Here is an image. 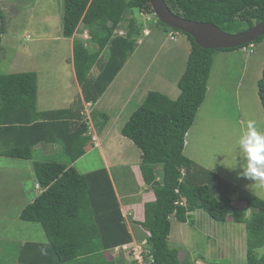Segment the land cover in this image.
<instances>
[{
	"label": "trees",
	"instance_id": "obj_1",
	"mask_svg": "<svg viewBox=\"0 0 264 264\" xmlns=\"http://www.w3.org/2000/svg\"><path fill=\"white\" fill-rule=\"evenodd\" d=\"M165 1L184 18L212 22L231 33L264 21V0ZM63 10V36L72 38L85 26L93 44L91 49L81 38H74L73 63L82 96L70 107L41 110L36 71L0 74V156L32 159L40 143H62L64 155V161L34 162L36 179L44 190L24 207L20 218L40 223L48 240L25 242L18 259L22 264H118L119 257L107 259L106 252L131 244L134 236L110 172L104 165L87 172L74 165L93 142L82 98L96 103L104 95L136 50L140 27L134 12L153 14L155 10L150 0H63ZM127 13L131 16L126 36L118 35L116 31L123 27ZM2 14L0 7V18ZM157 21L174 33L186 35L190 48L178 83L179 96L174 100L161 91H150L121 130L141 150L139 180L151 192L146 198L153 196L143 201L144 216L135 220L147 231L153 255L150 263L194 264L187 257L183 261L180 250L169 243L171 217L186 222L193 217L190 212L204 209L214 220L246 223L250 238L248 264H264V257L258 260L255 254L264 246V198L237 186L232 216L217 195L234 184L184 153L187 133L206 99L214 52L220 49L203 48L191 34ZM4 31L0 25V44ZM263 40L264 35L251 44ZM106 48L108 61L99 73L92 74ZM258 86L264 108V69ZM98 114V110L92 111V119L100 129L108 116L101 113L106 119L100 123ZM241 208L245 213L240 212Z\"/></svg>",
	"mask_w": 264,
	"mask_h": 264
},
{
	"label": "rangeland",
	"instance_id": "obj_2",
	"mask_svg": "<svg viewBox=\"0 0 264 264\" xmlns=\"http://www.w3.org/2000/svg\"><path fill=\"white\" fill-rule=\"evenodd\" d=\"M0 7L3 11L0 25L5 28L0 44V74L36 71L39 78V109L64 108L70 97L75 95L76 99L79 94L76 82L66 69L69 66L66 59L73 57V51L68 47V37L62 35L63 0H0ZM130 16V13L126 14L124 25L116 34L126 35ZM134 16L140 27L136 50L118 73V82L106 92L104 99H109L108 94H112V98L118 95L128 102L137 86L147 90L142 96L137 94L133 97L134 102H128L123 111L124 116L117 117L120 119L119 129L110 125V132L118 134L106 148L111 161H117L112 164L113 175L129 202H136L137 198L133 196L143 188L135 180L131 169L132 163L141 162V150L130 139L123 140L120 130L150 91H161L174 100L179 96L178 83L185 72L190 48L186 35L179 32L176 39H171L169 33L172 29L166 28L152 16L138 10ZM85 29V26H81L73 38H81L92 49L90 38L84 36ZM145 29L150 31L149 35L145 34ZM109 55L106 48L92 74L99 70L97 66L102 67L108 61ZM214 58L206 99L187 133L184 153L197 164L215 171L234 184L233 188H227L217 195L233 216L234 200H237L239 191L237 186L264 198V187L243 176L246 159L239 146V139L248 130L249 123L254 122L257 129L264 132V108L258 92V81L263 74L264 40L255 43L253 53L242 48L220 49L214 52ZM88 109L90 111L91 108ZM117 110L120 109H114L116 116ZM102 116L101 113L97 116L100 123L106 119ZM88 117L89 127L97 129L92 115ZM40 146L44 144L35 147L32 159L0 156V264H22L18 256L25 242L48 240L40 223L20 218L21 211L32 199H36L40 191L36 188L34 162L64 161L62 143H51L52 151L48 154H42ZM103 165L100 151L95 149L79 159L76 167L84 172ZM157 168L160 173L163 171L162 165ZM240 210L245 213L244 208ZM196 211L186 222L171 217L169 243L180 250L183 261L187 257L193 259L194 264H248L250 238L246 223L217 221L204 209ZM131 229L134 232L133 226ZM137 230L139 232L134 233L136 237L128 246L146 241L143 246L149 260L151 252L147 231L140 227ZM255 254L261 260L264 246L257 248ZM105 256L107 259L119 257L118 264H132L134 259L133 253L127 249L110 250Z\"/></svg>",
	"mask_w": 264,
	"mask_h": 264
},
{
	"label": "crops",
	"instance_id": "obj_3",
	"mask_svg": "<svg viewBox=\"0 0 264 264\" xmlns=\"http://www.w3.org/2000/svg\"><path fill=\"white\" fill-rule=\"evenodd\" d=\"M147 30L148 29H145V34L146 35H149V33L147 32ZM73 39H74L73 37L72 38H68V40H69L68 47L70 48V51L71 50L73 51V42H74ZM66 61L69 63V66H67L66 69L69 70L70 75H72L73 80L76 82L75 86L78 89V93L77 94H79V95L82 96V88H81V85L78 82V79L76 77V71H75V66H74V63H73V57L72 58H69V59H66ZM262 65H263V69H264V64L262 63ZM262 65H261V67H262ZM97 68H99V70L96 71V72L94 71L95 74L99 73L101 71V69H102V67H98V66H97ZM117 82H118V78L116 77L113 80V82L110 84V86L108 87V89L106 90V92H109V89L111 87H113V85H115ZM134 89H135V92H133L134 95L132 96L131 99L128 100V102H132L133 103L134 102L133 101V97H135L137 94H138V96L140 94L142 96V94H144L145 92H147V90L144 87L137 86ZM142 91H143V93H139V92H142ZM106 92L104 93V95L96 103H93V102H85L84 99L82 98L83 103H84V115L86 116V119L89 118L88 117L89 115L91 117L93 110H95V111L98 110V112L104 113L105 115L108 116V121L105 123V125H103V127L101 126V128H100L101 130L99 128H97V129L94 128V130H92L93 128H90L89 129V133L88 134L90 136H92L93 142L92 143H89L86 146V150L87 151H86L85 155H83L81 158H84V157L87 156V154H90L91 152H94L95 149H98L100 151V154H101V157H102L104 166L109 170L110 175H111V178H112V180L114 182V186H115L116 193H117L118 198H119L120 203H121V208H122L123 214H124V216H125V218L127 220L128 226H129V228H130V230H131V232H132V234L134 236V239H135V237H136L135 234L137 232H139L137 230V227L138 228L140 227L143 230V228L141 226H139L138 224L135 223V220L141 219L144 216V208H141L142 207V204H143V201L146 200V199H152L153 196H151V198H146L147 197L146 196V193H151V192H150L149 188L146 187L144 185V183L139 180L140 179L139 178V175H140V167H139L140 166V163L139 162L138 163H132L133 165L131 166L132 172H133V174L135 176V180L137 181V183L139 184V186L143 187L141 190L139 189L134 194V196H133V197H136L137 198V201L135 202V201L132 200L133 202H129L128 201V196L127 195H123V192L121 193L120 187H118V183H117V181H116V179H115V177L113 175V169H112V164L115 163L116 160H112L113 162L111 161L110 157L108 156V154L106 152V148L114 141L113 139L116 137V134H118V133L110 132V125H112L114 127H117L119 129V126H120V122L119 121H120V119H117V117L122 116V115L124 116V114H123L124 112L123 111L126 109L125 107L127 106L128 102H126L125 100H123L118 95L116 97L112 98V96H111L112 94L111 95L108 94L107 97H109V99L107 98L104 101V99L106 97ZM74 96H72V97L69 98V100L67 101L68 103H67V105L64 108L70 107L73 104V102H74ZM143 98H144V95H143ZM88 107L91 108L90 111H89ZM116 108H119L120 109L119 111L117 110V116L114 115V109H116ZM47 110H50V109H47ZM121 112H122V114L120 115ZM87 121L89 123V120L88 119H87ZM111 121H114V122L112 123ZM118 132H119V130H118ZM120 132H121V130H120ZM121 137L123 138V140L126 138L124 135H122ZM40 144H44V146H40L41 147L40 150H42V154H48L50 151H52L51 150L52 149V146H50L51 143H40ZM40 144H38V145H40ZM62 147H63V145H62ZM77 161L74 163V165L77 164ZM110 161H111V164H110ZM84 172H87V171H84ZM37 184H36V188H38L37 187ZM40 192L41 191H39V193ZM147 195H149V194H147ZM32 201H34V200L32 199ZM195 213H197L196 210L193 211V212H191V214L193 216L195 215ZM132 226L134 228V232L131 229Z\"/></svg>",
	"mask_w": 264,
	"mask_h": 264
},
{
	"label": "water",
	"instance_id": "obj_4",
	"mask_svg": "<svg viewBox=\"0 0 264 264\" xmlns=\"http://www.w3.org/2000/svg\"><path fill=\"white\" fill-rule=\"evenodd\" d=\"M155 10L154 19L173 28L191 34L203 48L227 49L256 41L264 35V21L240 32L231 33L215 23L196 21L174 13L165 0H150Z\"/></svg>",
	"mask_w": 264,
	"mask_h": 264
},
{
	"label": "clouds",
	"instance_id": "obj_5",
	"mask_svg": "<svg viewBox=\"0 0 264 264\" xmlns=\"http://www.w3.org/2000/svg\"><path fill=\"white\" fill-rule=\"evenodd\" d=\"M146 15L152 16V18H154V13L153 14H146ZM119 30H120V28L116 31V33H118ZM84 32H85L84 36L86 37V39L90 38L89 29L86 28L84 30ZM147 32L149 33L148 30H147ZM171 34H173L174 38H171ZM176 34H178V32L174 33L173 31H171L169 33L170 38L176 39ZM62 35H63V31H62ZM246 44L247 45L244 44L245 46L242 47V50L249 52V53H253L255 51V45L253 47V50L251 51L250 50L251 49L250 48L251 42L246 43ZM227 49H229V48H227ZM234 50H236V49H234ZM239 146H240L242 152L244 153V156L246 159V166H245L244 172H243L244 178L253 180L254 182H259V185L261 187H264V132L259 131L254 122L249 123L248 130L239 139ZM37 183H38V181H37ZM37 187L41 191L39 194H41L42 191L44 190V188H42L39 183L37 184ZM124 245H127V244H124ZM122 246H119L117 248H119V250H120V249H122ZM148 248H149V246H148Z\"/></svg>",
	"mask_w": 264,
	"mask_h": 264
},
{
	"label": "built area",
	"instance_id": "obj_6",
	"mask_svg": "<svg viewBox=\"0 0 264 264\" xmlns=\"http://www.w3.org/2000/svg\"><path fill=\"white\" fill-rule=\"evenodd\" d=\"M171 38H174L173 34H171ZM254 44H251V51L253 50ZM146 243V241H144L142 244H138L135 246H128L127 245H123L122 249H127L128 251H131L133 253L134 259H133V263L132 264H151L150 262L153 261V256L151 255V258L149 260H147L146 257V250L145 247L143 246ZM133 249V250H132ZM117 250H119V248H117Z\"/></svg>",
	"mask_w": 264,
	"mask_h": 264
}]
</instances>
